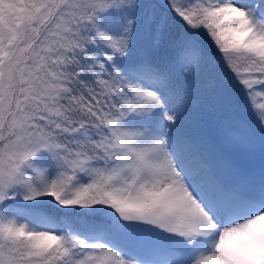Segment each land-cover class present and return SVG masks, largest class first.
<instances>
[{
	"label": "snow or ice",
	"instance_id": "obj_1",
	"mask_svg": "<svg viewBox=\"0 0 264 264\" xmlns=\"http://www.w3.org/2000/svg\"><path fill=\"white\" fill-rule=\"evenodd\" d=\"M0 264H264V0H0Z\"/></svg>",
	"mask_w": 264,
	"mask_h": 264
}]
</instances>
